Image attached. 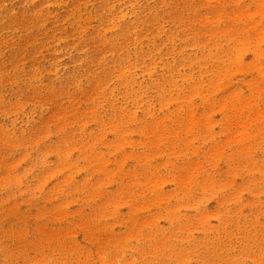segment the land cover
<instances>
[{
  "label": "rangeland",
  "instance_id": "374dc122",
  "mask_svg": "<svg viewBox=\"0 0 264 264\" xmlns=\"http://www.w3.org/2000/svg\"><path fill=\"white\" fill-rule=\"evenodd\" d=\"M0 264H264V0H0Z\"/></svg>",
  "mask_w": 264,
  "mask_h": 264
}]
</instances>
